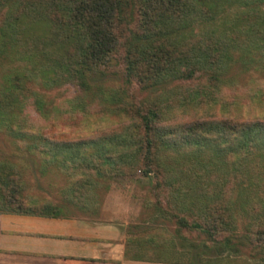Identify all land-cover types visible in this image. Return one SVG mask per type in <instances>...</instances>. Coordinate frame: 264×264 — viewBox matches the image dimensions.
Listing matches in <instances>:
<instances>
[{"label": "trees", "instance_id": "trees-1", "mask_svg": "<svg viewBox=\"0 0 264 264\" xmlns=\"http://www.w3.org/2000/svg\"><path fill=\"white\" fill-rule=\"evenodd\" d=\"M219 1L246 4L244 13L252 10L250 19L258 17L239 41L244 39L247 54L257 52L264 62V0H0V68L15 57L36 67L33 73L8 67L1 76L0 132L81 174L60 189L63 197L94 202L112 175L139 171L153 182L155 202L149 197L145 206L155 215L227 246L241 217L254 245L250 251L260 253L264 114L225 112L213 92L226 83L236 61L231 45L239 43L229 31L242 22L222 20L226 26L219 34L213 19ZM44 27L47 34H36ZM110 74L120 76L123 86L101 84L92 90L94 78ZM33 76L46 88L60 80L74 83L78 93L70 112L85 111L99 99L104 112L122 118L120 123L72 139L34 132L22 112L30 99L50 117ZM153 89L149 99L136 95ZM169 93H174L171 100ZM16 170L0 161V213L43 214Z\"/></svg>", "mask_w": 264, "mask_h": 264}, {"label": "rangeland", "instance_id": "rangeland-1", "mask_svg": "<svg viewBox=\"0 0 264 264\" xmlns=\"http://www.w3.org/2000/svg\"><path fill=\"white\" fill-rule=\"evenodd\" d=\"M219 4L221 5L214 6L216 13L213 16L214 21L216 20L215 22L219 26V34H222L225 29L226 25L223 21L226 22L228 17V24H231L234 20L238 21V19L242 22H239L236 27H233L232 31H229L231 33L230 36L239 43L237 46L231 45L234 47H232V56L234 55L236 61L231 63L226 73V83L222 85L221 89L213 91L215 92V97L222 105H225L224 107L227 109L225 112L235 114L237 111L244 115L248 113L264 114V102L259 100L262 97L261 94H264V62L262 56L257 52L247 54L244 50V39L239 41L244 38L243 31L251 22L258 24L256 21L258 17H251L250 19V15H253L252 10H250L249 16L244 13L249 9L246 4L230 5V3L223 4L222 1H219ZM226 15L228 16L226 17ZM45 29L44 27L35 32L38 35H45L48 31ZM228 29L231 28L228 27ZM223 37L226 39L225 36ZM8 67L12 71L19 70L27 73H33L36 70V67L31 62L25 61V57H15L11 65L8 66L7 64V67L0 68V80L1 76L8 71ZM32 80L37 84L34 87L43 93L45 97L44 111L50 117L47 118L41 115L35 108L32 99L23 106L22 112L26 119V126L31 127L36 133L53 138L72 139L111 129L116 127L122 119L116 115L104 112V108L101 105L104 102L99 99H96L94 104H89L85 111L70 112L71 100L78 93V87L74 83L60 80L59 85L46 88L39 76H33ZM92 83V90L101 84L116 89L119 86H123L120 76L114 74L94 78ZM153 92L156 93V89L138 91L136 95L138 98L149 99L153 96ZM173 94L169 93L168 98L170 100L173 98ZM181 95H183L182 91H180ZM216 107H218L219 111H222L220 109L221 105ZM0 161L14 164L18 172L17 178L23 180L24 190L35 198L52 195L60 197L63 193L59 187H64L65 183L72 177L81 178V174L75 175L73 174L75 172H68L60 167L61 165L58 164V161L52 162L38 151L27 150L22 142L3 132H0ZM107 184L108 189L104 187L98 190L101 196L100 200L109 205L115 203L116 208L119 207L121 209L120 213L127 228H136L133 231L137 232L140 237H146L149 233L158 242L163 241L166 247L175 243L180 244V240L183 237L192 242H198L197 239L202 238L205 241H209L200 230L193 227L188 229L181 228L174 220H167L160 214L155 215L152 210L146 207L145 200L147 198L151 197V203L155 202L153 182L151 178L144 177L139 171L132 175H112L108 178ZM51 185H55L57 188H53ZM238 218L239 221L235 225V229L230 231L231 239L228 247H231V249L235 247V250L241 249L252 256L260 255L264 258V252H257V254L250 251V247H254L249 240L251 234L244 227V219ZM217 246H219L220 250L227 247V245L221 244Z\"/></svg>", "mask_w": 264, "mask_h": 264}, {"label": "crops", "instance_id": "crops-1", "mask_svg": "<svg viewBox=\"0 0 264 264\" xmlns=\"http://www.w3.org/2000/svg\"><path fill=\"white\" fill-rule=\"evenodd\" d=\"M100 198L36 197L43 214L0 213V264H264L202 237L168 247L149 233L140 237L115 203Z\"/></svg>", "mask_w": 264, "mask_h": 264}]
</instances>
